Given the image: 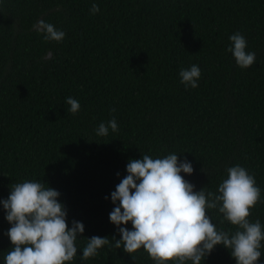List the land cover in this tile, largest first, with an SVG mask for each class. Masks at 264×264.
I'll return each instance as SVG.
<instances>
[{
  "label": "trees",
  "instance_id": "obj_1",
  "mask_svg": "<svg viewBox=\"0 0 264 264\" xmlns=\"http://www.w3.org/2000/svg\"><path fill=\"white\" fill-rule=\"evenodd\" d=\"M39 19L65 39L45 42ZM237 32L256 53L249 69L227 51ZM192 65L202 75L186 90L179 72ZM113 117L119 131L97 136ZM172 153L191 162L182 175L197 192H216L229 167H245L261 189L250 220L264 225V0H0V201L25 180L59 191L69 228L85 225L70 264H154L143 249L136 261L108 246L84 261L82 249L93 236L121 238L109 213L127 163ZM209 215L218 230H237ZM5 216L0 204V264L12 248ZM202 264L236 261L217 246Z\"/></svg>",
  "mask_w": 264,
  "mask_h": 264
},
{
  "label": "clouds",
  "instance_id": "obj_2",
  "mask_svg": "<svg viewBox=\"0 0 264 264\" xmlns=\"http://www.w3.org/2000/svg\"><path fill=\"white\" fill-rule=\"evenodd\" d=\"M99 11V5L93 3L90 13L95 15ZM33 30L43 35L45 42L61 43L65 39L63 30L43 19L33 24ZM229 40L227 51L237 66L251 68L256 53L247 51L245 37L237 32ZM51 55L48 52L44 58L50 59ZM201 75L198 65L181 68L179 72L186 90L196 89ZM65 104L72 115L80 111L77 99L67 97ZM109 129L113 133L119 131L115 117L100 123L96 134L107 137ZM226 171L227 178L216 192L206 187L197 192L195 185L182 175L194 173L187 158L180 161L175 153L163 158L143 154L142 159L130 160L127 175L111 193L114 208L109 219L121 238L112 237L111 241L99 236L86 238L81 259L98 257L99 251L108 246L123 249L134 261L137 259L134 254L143 249L154 264H202L217 246H223L236 264H258L264 247V225L259 219L252 222L250 216L261 202V189L245 167L236 164ZM45 185L36 180L13 183L8 198L0 201L11 225L5 235L12 248L4 256V264H70L77 256V240L83 238L85 225L73 220L69 228L60 192ZM209 210H218L223 215L221 223L227 221L237 230H218ZM129 223L131 230L127 227Z\"/></svg>",
  "mask_w": 264,
  "mask_h": 264
}]
</instances>
